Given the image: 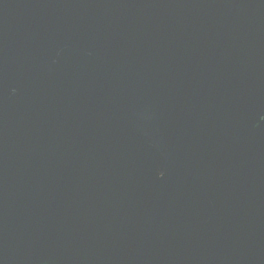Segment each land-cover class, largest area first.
<instances>
[{
    "label": "water",
    "instance_id": "obj_1",
    "mask_svg": "<svg viewBox=\"0 0 264 264\" xmlns=\"http://www.w3.org/2000/svg\"><path fill=\"white\" fill-rule=\"evenodd\" d=\"M0 264H264V0H0Z\"/></svg>",
    "mask_w": 264,
    "mask_h": 264
}]
</instances>
